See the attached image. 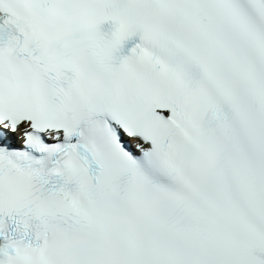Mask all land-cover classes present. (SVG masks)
<instances>
[{
    "label": "snow or ice",
    "instance_id": "obj_1",
    "mask_svg": "<svg viewBox=\"0 0 264 264\" xmlns=\"http://www.w3.org/2000/svg\"><path fill=\"white\" fill-rule=\"evenodd\" d=\"M0 264H264V0H0Z\"/></svg>",
    "mask_w": 264,
    "mask_h": 264
}]
</instances>
